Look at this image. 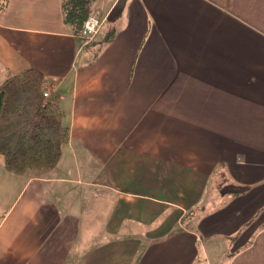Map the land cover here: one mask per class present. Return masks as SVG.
I'll return each instance as SVG.
<instances>
[{
    "label": "crops",
    "instance_id": "1",
    "mask_svg": "<svg viewBox=\"0 0 264 264\" xmlns=\"http://www.w3.org/2000/svg\"><path fill=\"white\" fill-rule=\"evenodd\" d=\"M64 1L0 10V86L40 72L69 130L0 156V264H264V0H93L91 43Z\"/></svg>",
    "mask_w": 264,
    "mask_h": 264
},
{
    "label": "trees",
    "instance_id": "2",
    "mask_svg": "<svg viewBox=\"0 0 264 264\" xmlns=\"http://www.w3.org/2000/svg\"><path fill=\"white\" fill-rule=\"evenodd\" d=\"M93 0H65V21L81 34L92 15ZM0 0V10L6 8ZM44 76L30 70L8 78L0 86V156L9 172L51 171L62 157L69 137L63 113L55 100L46 102Z\"/></svg>",
    "mask_w": 264,
    "mask_h": 264
},
{
    "label": "built area",
    "instance_id": "3",
    "mask_svg": "<svg viewBox=\"0 0 264 264\" xmlns=\"http://www.w3.org/2000/svg\"><path fill=\"white\" fill-rule=\"evenodd\" d=\"M103 20L97 15H90L85 22L84 28L80 34V37L87 43L93 42L99 35L102 28ZM43 95L46 102L52 101L53 96L49 87L43 86Z\"/></svg>",
    "mask_w": 264,
    "mask_h": 264
},
{
    "label": "rangeland",
    "instance_id": "4",
    "mask_svg": "<svg viewBox=\"0 0 264 264\" xmlns=\"http://www.w3.org/2000/svg\"><path fill=\"white\" fill-rule=\"evenodd\" d=\"M104 23V22H103ZM103 26V25H102Z\"/></svg>",
    "mask_w": 264,
    "mask_h": 264
}]
</instances>
